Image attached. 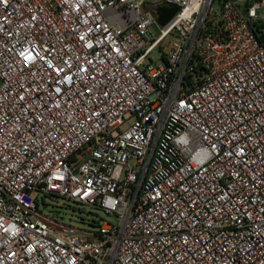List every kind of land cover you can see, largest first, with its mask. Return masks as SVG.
Here are the masks:
<instances>
[{
	"label": "built area",
	"instance_id": "obj_1",
	"mask_svg": "<svg viewBox=\"0 0 264 264\" xmlns=\"http://www.w3.org/2000/svg\"><path fill=\"white\" fill-rule=\"evenodd\" d=\"M217 1L0 0V264H264V0Z\"/></svg>",
	"mask_w": 264,
	"mask_h": 264
},
{
	"label": "rangeland",
	"instance_id": "obj_2",
	"mask_svg": "<svg viewBox=\"0 0 264 264\" xmlns=\"http://www.w3.org/2000/svg\"><path fill=\"white\" fill-rule=\"evenodd\" d=\"M240 5L245 6L248 0H237ZM220 1L218 0L214 9L217 14L220 12ZM264 14V10L261 12ZM177 43L176 35H170L161 44V48L156 49L152 55V61L158 63L163 59V53L169 52L173 47V44ZM39 204L41 211L50 216L56 217L65 223H68L74 227H89L94 222H107L116 224L117 221L114 216L107 215L102 211L95 210L88 206H82L69 201L64 198H58L53 196L39 198Z\"/></svg>",
	"mask_w": 264,
	"mask_h": 264
},
{
	"label": "water",
	"instance_id": "obj_3",
	"mask_svg": "<svg viewBox=\"0 0 264 264\" xmlns=\"http://www.w3.org/2000/svg\"><path fill=\"white\" fill-rule=\"evenodd\" d=\"M178 12V8L160 7L158 9L159 22L161 25L167 24L172 17Z\"/></svg>",
	"mask_w": 264,
	"mask_h": 264
},
{
	"label": "trees",
	"instance_id": "obj_4",
	"mask_svg": "<svg viewBox=\"0 0 264 264\" xmlns=\"http://www.w3.org/2000/svg\"><path fill=\"white\" fill-rule=\"evenodd\" d=\"M199 68H201V67L199 66Z\"/></svg>",
	"mask_w": 264,
	"mask_h": 264
}]
</instances>
